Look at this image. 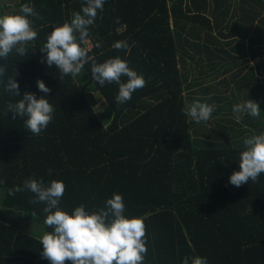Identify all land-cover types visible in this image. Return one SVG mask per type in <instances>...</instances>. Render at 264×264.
Listing matches in <instances>:
<instances>
[{"label": "trees", "instance_id": "obj_1", "mask_svg": "<svg viewBox=\"0 0 264 264\" xmlns=\"http://www.w3.org/2000/svg\"><path fill=\"white\" fill-rule=\"evenodd\" d=\"M183 1H16L17 32L0 25V264H264L263 12L182 19Z\"/></svg>", "mask_w": 264, "mask_h": 264}, {"label": "rangeland", "instance_id": "obj_2", "mask_svg": "<svg viewBox=\"0 0 264 264\" xmlns=\"http://www.w3.org/2000/svg\"><path fill=\"white\" fill-rule=\"evenodd\" d=\"M17 0H0V25H3V28H4V32L5 33H11V34H14L17 32V11H18V8L17 6L15 5ZM171 4V3H169ZM174 20V19H173ZM171 24L172 26L174 25L173 24V21H172V18H171ZM74 26V30H76L78 28V23L75 22L73 24ZM87 46L91 47L92 44L89 43V40H88V44ZM58 49H59V52L60 54L62 55V57H64L65 59H68V42L67 41H63L60 43V45L58 46ZM188 64L187 66V71H189V74H190V78L193 77L194 73H193V70H194V65L190 62L186 63ZM75 73L78 75V76H83L85 77L84 74V71H83V68L81 67H78L76 69H74ZM87 78L84 79V81H86ZM219 89L221 91H225V85H219ZM232 90H235V87L234 86H231L228 90L227 93L228 96H231L233 97V94H232ZM226 93V94H227ZM191 94V93H190ZM216 94V93H215ZM223 94V93H221ZM219 94V95H221ZM232 94V95H231ZM224 95V94H223ZM187 96H189V92L187 93ZM235 96L236 97H240L239 96V91L235 90ZM94 99L96 100L97 102V108H98V111L102 117V119L106 122H108L111 118V111L108 112L107 110V107H108V103L107 101L105 100L104 96L100 93V92H95L94 93ZM239 100V99H238ZM189 102V101H188ZM195 106V105H194ZM235 108L234 109H237V110H241V107H242V100L241 101H238L236 100V104L234 105ZM197 109L195 111H192V118L194 120H199L202 122V126H207L209 129L212 128V127H217L218 124L222 125V124H226V121L225 120H216L215 118L216 117H210V120L209 121H203V118H204V114L202 113V111L200 110L199 107L195 106ZM231 107L227 108L228 110H230ZM227 109L225 111H227ZM239 140H243L245 143L249 141V138L246 137V135H241L239 136ZM39 227H37V230H40L38 229ZM41 231V230H40ZM42 235V234H41ZM195 264H201L200 261L196 262Z\"/></svg>", "mask_w": 264, "mask_h": 264}, {"label": "crops", "instance_id": "obj_3", "mask_svg": "<svg viewBox=\"0 0 264 264\" xmlns=\"http://www.w3.org/2000/svg\"><path fill=\"white\" fill-rule=\"evenodd\" d=\"M175 0H169V6L173 5ZM224 1L222 3H217V0H195V4L191 0L183 1L184 15L182 19H239L240 14H253L255 11H262L264 18V9L260 10L257 8L253 0H220ZM219 1V2H220ZM190 5V9H187V5ZM187 13V16H185ZM202 15L200 17H195L197 15ZM175 19L172 16V21L174 24ZM252 19V18H249ZM216 32V31H214ZM202 264V263H201Z\"/></svg>", "mask_w": 264, "mask_h": 264}, {"label": "built area", "instance_id": "obj_4", "mask_svg": "<svg viewBox=\"0 0 264 264\" xmlns=\"http://www.w3.org/2000/svg\"><path fill=\"white\" fill-rule=\"evenodd\" d=\"M86 43L88 44V41H87ZM88 48H89V49H91V48H92V46H91V47H89V46H88Z\"/></svg>", "mask_w": 264, "mask_h": 264}]
</instances>
